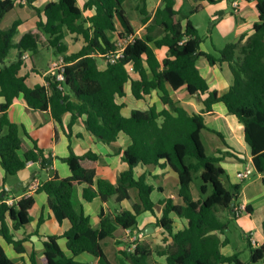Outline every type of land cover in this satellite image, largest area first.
<instances>
[{"label":"trees","instance_id":"obj_1","mask_svg":"<svg viewBox=\"0 0 264 264\" xmlns=\"http://www.w3.org/2000/svg\"><path fill=\"white\" fill-rule=\"evenodd\" d=\"M35 1L25 0L39 18L37 27L22 34L16 42L21 22H15L7 30L2 29L1 23L17 4H24L22 0L20 3L0 0V98L4 100L0 104V162L6 174L16 176L29 162L39 163L42 169L52 168V156L37 145L28 148L22 136L26 130L9 118L8 110L20 96L34 110H51L58 123L65 114H71L70 129L78 119H83L87 130L103 143H116L120 133L132 141L122 156L129 169L121 173L117 184L97 178L99 157L88 151L84 155L71 152L62 159L70 167V177L60 178L55 173L51 180L38 187L37 192L48 195L49 206L58 221L71 223L63 238L73 254L69 257L61 249L58 243L61 236L48 235L43 241L42 264H86L76 260L85 253L95 257L98 264H114L102 242L113 237L118 228H138V217L144 212L155 215L159 205L151 199L154 186L147 183L146 176L135 177V168L140 164L169 167L175 172L180 202L162 201V216L156 217V227L163 228L171 242L166 243L169 240L166 238L165 246L152 248L140 243L134 253L120 251L130 264H150L154 254L165 257V264H264V244L254 247L250 237V262L241 261L239 253L231 256L222 253L230 243L227 231L230 220L237 219L234 210L239 205L242 185L230 183L221 165L225 157L231 155H208L202 140L204 130L224 140L221 133L209 129L205 120V114L213 110L214 104L223 103L228 113L244 126L255 172L263 176L264 183V0H255L259 19L253 34L245 41L228 43L217 50V56L202 51L203 38L199 30L189 17H179L176 0H162L151 23L150 14L142 5L141 21L147 25L143 37L135 35L125 9L128 0H57L48 2L43 9L36 7ZM201 1L217 4L223 0ZM202 8V5L195 7L192 14ZM183 20H187L186 24ZM158 30H161L160 37ZM67 33L83 38L84 46L80 51L69 54L65 42ZM123 40L128 42L123 57L101 69L102 57L116 51ZM152 44L158 49H168L162 61ZM13 49L19 51L18 59L6 65ZM39 49H52L57 56L64 57V81L50 74L46 77L47 85L30 87L19 75L25 65L23 55L31 53L29 56L33 58ZM201 57L212 66L228 64L232 84L227 92L220 94L210 89L197 67ZM129 66L134 68L133 73L129 72ZM128 82H131L135 99L141 100L157 91L164 108L158 110L153 105L146 111L133 110L130 117H125L124 105L117 100L126 97ZM181 89L191 96L207 95L202 112L189 113L174 100L172 92ZM198 179L200 184L195 186ZM78 186H84L82 195L86 202L101 198L104 202L121 205L132 199V190L137 192V198L131 209L120 208L117 213L102 211L100 227L95 229L83 206L76 209L74 205ZM33 205L31 196L12 205L5 201L0 203V236L18 254L25 253L27 239H18L16 234L31 222ZM224 213L229 219H223ZM247 213H251L248 207ZM172 214L185 222L184 229L174 231ZM43 222L42 217L39 225ZM30 260L32 264H39L35 252ZM0 264H16L2 248Z\"/></svg>","mask_w":264,"mask_h":264},{"label":"crops","instance_id":"obj_2","mask_svg":"<svg viewBox=\"0 0 264 264\" xmlns=\"http://www.w3.org/2000/svg\"><path fill=\"white\" fill-rule=\"evenodd\" d=\"M139 1L140 5H137L139 15L140 8L143 5L151 16L149 21V23H151L157 9L162 4V0H146L145 4L142 3V0ZM235 2L238 3L237 8L234 6ZM46 4L47 3H39V0L34 2V5L41 9H43ZM188 4H190L192 9L190 10L191 14L195 7L199 5H202V11L207 9L212 14L222 10L221 15H225L228 10L226 0L217 4H209L201 0H176L175 9L180 12L179 17L183 18L181 16V12ZM25 7L28 6L17 4V6L5 16L1 23L2 29L7 30L11 28L15 22H21L19 33L15 39L16 42L19 41L20 36L25 32L34 30L37 27V22L39 20L36 13L32 10L35 17L28 14L21 18H16L12 24H9L8 22L5 23L8 16L12 12H15L18 8L24 9ZM231 8L234 11L233 14L239 18V29L232 42H237L241 39L245 41L253 34L254 25L259 19L257 2L255 0H232ZM141 19L142 16L140 15V25L138 28L134 22L131 21L135 29V35L138 37H143L147 32V25H144ZM186 21L187 20H183V23L186 24ZM120 30L121 29H119V31ZM157 35L158 37L161 36V30L157 31ZM78 37L82 38L81 36ZM66 39L67 35L65 42ZM83 46L84 40L81 48ZM152 47H154L153 44ZM80 49L78 51H80ZM154 49L158 59L162 61L166 57L168 49L166 47L162 49L154 47ZM41 50L50 49H39L38 53ZM202 51L204 50L202 49ZM70 53L75 52H72L69 46V54ZM11 54L12 59L7 62V58L5 61L6 65H9L18 59L19 51L17 49H13L9 56ZM27 54L31 56V53ZM61 57L63 56H57V60ZM100 61V68L105 69L107 64L104 60ZM28 62L31 63V66L28 65ZM51 65H49L46 70L39 69L35 58L30 57L27 61H25V65L20 70L19 75L26 79V83L30 87H34L36 85H47L46 77L51 74ZM197 67L202 76L208 81L211 90H217L220 94L229 90L232 84V74L227 63L212 66L206 58L201 57L197 61ZM125 91L126 97L118 98L117 100L118 103L124 105L122 114L125 117H130L133 110L146 111L153 105L157 106L158 110H162L164 108L157 91H153L141 100L134 98L132 94L131 82L126 84ZM172 97L189 113H200L205 108L203 100L207 97V95L191 96L185 89H181L179 91L172 92ZM3 101V98H0V104ZM8 115L11 122L22 126L26 130V134L22 133V136L28 148H34L35 145H37L39 148L44 150L46 154H50L52 156V168L51 170L42 169L39 163L29 162L26 168L20 171L16 176H8L0 162V203L5 201L6 203L12 205L24 197L31 196L34 198V205L30 210L31 222L25 228L19 230L16 234L18 239H27L24 243L26 249L25 253L18 254L14 247L8 244L2 236H0V248H2L7 256L16 264H32L30 257L33 252L36 253L38 263L42 264L44 257L43 241L45 240V237L48 235H58L61 236L58 240L61 249L69 257H72L73 254L67 248V240L63 238L64 233L71 228V223L68 220L59 222L54 211L49 206L48 195L44 192H37V189L44 182L51 180L55 173L60 178H68L72 175L70 167L62 160L69 157L71 152H74L76 155H84L88 151L96 153L99 157L96 174L97 178L106 179L113 184H117L121 173L129 169V165L123 161L122 156L123 152L131 145V138L124 133H120L116 143H103L87 130L83 123V119H78L70 129L69 125L72 120L71 114H65L62 118V122L58 123L54 120L51 110H34L28 106L23 96H20L14 101L8 110ZM205 120L209 129L221 133L224 137L223 140L217 135L221 139L222 143L215 146L216 155H231L226 156L221 165L225 169L230 183L242 185L238 204H245L249 208L251 213H247L246 217H249L252 220L251 215H254L256 205L259 204L260 201H264V183L263 176L255 172L256 169L252 160L251 150L245 141L244 126L239 123L235 116L228 113V110L223 103L214 104L213 110L205 114ZM21 155L23 154L21 153ZM243 172H248L250 177L245 181H240L237 174ZM142 175L146 176L148 184L154 186L151 199L155 204L159 205L156 208L155 215L151 212H144L138 217V228H136V230L142 231V229H144V231H146L147 228H153L154 233L151 235L146 234L155 238L160 236L162 242L160 243L161 239H159L158 244L165 246L166 243L171 242V239L163 228L156 227V217L160 218L162 216L164 207V205L160 204L162 201L173 199L176 202H180L178 177L177 174L169 167L145 166L140 164L135 168V177L139 178ZM83 187L84 186L77 187L74 195V205L76 209L83 206L86 215L90 217L91 224L95 229H99L100 227V214L102 211L105 213H117L120 208L131 209L137 198V192L132 190V199L130 201H124L121 205H115L111 201L104 202L101 198H96L92 202H86L82 195ZM142 216H145L146 219L141 223L139 220ZM42 217L44 218V222L39 225ZM171 218L174 220L175 232L184 229L185 222L182 219L174 214L171 215ZM241 218L242 216L240 217V220ZM242 222H244V226H246L244 229L247 230L248 224L244 221V219ZM259 232L260 231L258 230L257 234H259ZM251 235L259 243V246L264 244V223L263 235L262 233L259 235L260 240L254 237L253 232L249 233L250 238ZM125 236L126 230L118 228L114 236L107 239L110 240V245L112 248H115L116 253L122 256V258H120V263L130 264L129 261L126 260L120 253V251L125 250ZM166 238L169 240L165 243ZM224 238L225 237H223V239ZM107 239L102 242V245ZM229 246L230 243L222 249V253L224 255H226L224 250ZM76 260L86 264H98V260L87 253L76 257ZM165 263L166 258L159 257L156 254H154L150 259V264Z\"/></svg>","mask_w":264,"mask_h":264},{"label":"rangeland","instance_id":"obj_3","mask_svg":"<svg viewBox=\"0 0 264 264\" xmlns=\"http://www.w3.org/2000/svg\"><path fill=\"white\" fill-rule=\"evenodd\" d=\"M53 0H39V3H48ZM231 1L226 0V5H228V10L225 15H221V11L212 14L209 10H201L197 13L191 14L190 4L186 5L185 8L181 12V16L185 19L189 17V19L193 22L195 27L199 30L200 36L203 38L202 49L210 54L219 55L216 50H222L228 43H232L234 40L236 33L239 29V18L233 14V9L231 8ZM20 3V0H18ZM25 6H27L26 2H22ZM139 0H129L126 5L125 9L130 21H133L136 27L138 28L140 25V15L137 10V5L139 4ZM31 15L35 17L34 12L29 7H25L24 9L18 8L15 12H12L5 23L12 24V22L16 18H21L25 15ZM66 43L70 46L72 52H77L81 46L83 45V39L79 38L78 36H73L67 33ZM37 67L39 69L46 70L48 66L51 65L52 62L57 61V55L55 54L54 50H41L39 53L34 55ZM12 59V54L8 57L7 62ZM101 62V61H100ZM51 65L50 69L52 68L53 64ZM28 65L31 66V63L28 62ZM202 140L206 147V152L210 156L216 155L215 146L220 145L221 139L211 132L210 130H204L202 132ZM226 182V179H225ZM227 183V182H226ZM200 184V180L195 181V186ZM194 186V187H195ZM197 188V187H196ZM194 188V193L197 196L198 191ZM256 211L252 216V221L249 217L247 218V212L242 214V218L240 217L230 220L229 229L227 231V237L230 240V246L224 250L226 255H232L234 253H239L240 260L243 262H250L251 260V253L249 249V233L253 232V235L256 239H259V235L262 233L263 235V223H264V201H260L259 204L256 205ZM223 219H229L225 213L223 214ZM146 219L145 216L140 217V222H144ZM244 221L248 224V229H244ZM260 231L257 234V231ZM246 232V233H245ZM142 241L141 243H146L150 245L152 248L157 247L159 244L158 238L150 237L146 234V231L142 229ZM160 237V238H159ZM162 239L160 240V243ZM104 251L106 252L109 259L114 264H121L120 258L121 255L116 253L115 248H112L110 245V240L107 239L103 244Z\"/></svg>","mask_w":264,"mask_h":264},{"label":"built area","instance_id":"obj_4","mask_svg":"<svg viewBox=\"0 0 264 264\" xmlns=\"http://www.w3.org/2000/svg\"><path fill=\"white\" fill-rule=\"evenodd\" d=\"M25 0H22L24 2ZM234 6L237 8L238 3H234ZM127 41L123 40L118 43V48L116 51L108 53L106 56H103L102 59L105 61L106 64L108 63H115L119 58L123 57V52L125 49V46L127 45ZM30 58L29 54H25L22 57V60L27 61ZM66 63L64 60V57L59 58L50 69V73L54 76H56L58 81H64V69H65ZM130 73L134 72V68L132 66H129L128 68ZM62 89V86H60ZM238 179L240 181H245L250 177V174L248 172L238 173L237 174ZM247 212V206L245 204H239L235 207L234 214L237 218L241 217L242 214ZM142 241V233L140 230L136 229H129L126 230V236L124 238V242L126 244L125 250L129 253H134L138 245ZM251 243L254 247L259 246V243L253 238L251 235Z\"/></svg>","mask_w":264,"mask_h":264},{"label":"water","instance_id":"obj_5","mask_svg":"<svg viewBox=\"0 0 264 264\" xmlns=\"http://www.w3.org/2000/svg\"><path fill=\"white\" fill-rule=\"evenodd\" d=\"M146 233H147L148 235H151L152 233H154V229H153V228H147V229H146Z\"/></svg>","mask_w":264,"mask_h":264}]
</instances>
